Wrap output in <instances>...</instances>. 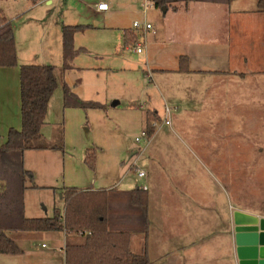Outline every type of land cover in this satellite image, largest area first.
<instances>
[{
	"label": "crops",
	"instance_id": "obj_1",
	"mask_svg": "<svg viewBox=\"0 0 264 264\" xmlns=\"http://www.w3.org/2000/svg\"><path fill=\"white\" fill-rule=\"evenodd\" d=\"M238 1L192 2L176 11L167 8L157 31L150 32L155 46L146 50L143 59V73L153 84L148 88L151 110L147 111L156 113L161 123L146 146L131 154L125 171L135 173L138 168L145 177L136 175L137 182L120 189L135 187L148 194L151 264H239L232 213L264 219L262 206L245 203L243 193L246 169L264 163L248 158L264 145V13L255 11L257 0H242L239 5L247 8L236 10L232 4ZM235 24L240 29L242 24L245 31L231 32ZM180 57L187 58L188 72H178ZM25 59L29 62H19L17 55L18 65L31 63ZM13 69L0 68V86L14 81ZM156 93L164 102L163 112L151 101ZM11 126L17 129L16 123H8L7 130ZM45 145L33 149L36 156L56 161L60 148ZM29 151L23 154L25 168ZM140 155L147 156L146 168L137 164ZM218 167L227 169L226 183L213 170ZM117 183L97 190L114 189ZM11 236L21 253L0 254V264H64L66 243L79 240L61 232ZM142 243L143 237L140 247Z\"/></svg>",
	"mask_w": 264,
	"mask_h": 264
},
{
	"label": "rangeland",
	"instance_id": "obj_2",
	"mask_svg": "<svg viewBox=\"0 0 264 264\" xmlns=\"http://www.w3.org/2000/svg\"><path fill=\"white\" fill-rule=\"evenodd\" d=\"M45 1L0 0V17L12 27L19 62H29L26 57L31 60L29 65L54 66L57 81L47 106L41 137L30 142L29 147L46 146V142L56 144L60 152L53 162L38 158L32 148L27 153L25 169L33 178L26 185L30 187L34 183L38 188H28L24 192L26 217L30 214L52 217L55 210L61 211L62 193L66 188L97 190L118 181L115 189L121 190L134 180L138 181L133 171H125L131 163V154L138 148L143 149L148 142L141 133L145 114L151 110L148 88L153 84L143 73V59L146 50L155 44L150 32L134 30L132 24L147 23L157 31V23L165 14L163 9L155 10L146 0H51L50 4ZM100 1L107 4V12L95 10ZM241 1L232 7L245 10V5H239ZM63 25L90 27L75 34L73 47L82 48L84 52L73 59L72 69L67 71L61 69L59 44ZM240 26L245 31V27ZM241 29L237 24L230 27L231 32ZM124 31L133 33L137 41L124 46ZM139 43H142V54L134 51ZM17 69L11 70L17 73L14 81L12 78V82L0 86V145L6 141L8 123H16L17 130L20 127ZM63 84L81 101L99 103L104 108L64 107ZM13 86L14 90L9 89ZM151 99L163 112L164 102L159 95L156 93ZM116 102L118 104L113 106ZM160 123L161 120L156 123L157 127ZM135 138L140 139L139 143ZM248 158L252 163H256V159L264 162V145L252 151ZM146 162L147 156L140 155L138 166L146 168ZM213 170L226 183L227 169ZM246 171L243 179L245 203L264 209V163ZM141 237L133 235L131 248L134 253L140 252Z\"/></svg>",
	"mask_w": 264,
	"mask_h": 264
},
{
	"label": "trees",
	"instance_id": "obj_3",
	"mask_svg": "<svg viewBox=\"0 0 264 264\" xmlns=\"http://www.w3.org/2000/svg\"><path fill=\"white\" fill-rule=\"evenodd\" d=\"M234 0H150L155 9L176 11L179 5L192 2L221 3L229 5ZM256 12L264 13V0H257ZM89 26H66L60 31L62 71L72 69L73 59L84 52L74 49L77 33ZM124 46L137 41L133 33L124 31ZM14 34L9 22L0 17V68L18 67ZM19 130L9 128L6 141L0 145V254L21 253L12 234L64 233L75 236L78 242H67L64 264H151L147 256L149 228L148 194L146 190H79L66 188L62 193L63 211H54L52 217L27 218L24 213L23 195L26 189L38 188L32 182V173L25 169L23 154L29 143L41 137L49 100L57 87L54 66L26 64L19 67ZM178 72H188V60L180 57ZM64 107L103 109L99 103L81 101L63 84ZM159 122L156 113L145 114L144 132L150 138ZM56 149L57 147H53ZM59 148V147H58ZM89 166L93 164L88 162ZM224 183V179L221 178ZM133 235H142L139 253L131 251Z\"/></svg>",
	"mask_w": 264,
	"mask_h": 264
},
{
	"label": "water",
	"instance_id": "obj_4",
	"mask_svg": "<svg viewBox=\"0 0 264 264\" xmlns=\"http://www.w3.org/2000/svg\"><path fill=\"white\" fill-rule=\"evenodd\" d=\"M232 223L239 264H264V219L234 211Z\"/></svg>",
	"mask_w": 264,
	"mask_h": 264
},
{
	"label": "built area",
	"instance_id": "obj_5",
	"mask_svg": "<svg viewBox=\"0 0 264 264\" xmlns=\"http://www.w3.org/2000/svg\"><path fill=\"white\" fill-rule=\"evenodd\" d=\"M146 1H147V3L150 2V0H146ZM151 5H152V3H151ZM97 10L98 11H107L108 10V6L105 3H100V4L97 5ZM132 28L134 30H140L141 32H151L153 30L151 25L147 24V23L139 24V23L134 22L132 24ZM134 51L137 54H140L142 52V43L136 44V46L134 48ZM164 112H165L166 115H169L170 109L165 107V111ZM164 123H165V125H169V121H167V120ZM141 136L143 138H147V136H146L144 131H142ZM139 140H140L139 138H135V142L139 143ZM135 173H136L138 178L145 177V172L140 170V169H138V168H136Z\"/></svg>",
	"mask_w": 264,
	"mask_h": 264
}]
</instances>
